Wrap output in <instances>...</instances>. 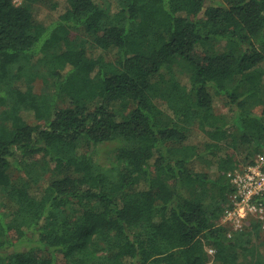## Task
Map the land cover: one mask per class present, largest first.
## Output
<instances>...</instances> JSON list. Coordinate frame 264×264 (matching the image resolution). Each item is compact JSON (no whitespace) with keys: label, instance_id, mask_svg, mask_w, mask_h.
Segmentation results:
<instances>
[{"label":"trees","instance_id":"obj_1","mask_svg":"<svg viewBox=\"0 0 264 264\" xmlns=\"http://www.w3.org/2000/svg\"><path fill=\"white\" fill-rule=\"evenodd\" d=\"M262 93L264 0H0V264H264L221 223Z\"/></svg>","mask_w":264,"mask_h":264},{"label":"built area","instance_id":"obj_2","mask_svg":"<svg viewBox=\"0 0 264 264\" xmlns=\"http://www.w3.org/2000/svg\"><path fill=\"white\" fill-rule=\"evenodd\" d=\"M236 191L232 195L233 206L222 219V224L229 228V235L244 228L251 217L264 219V203L261 196L264 192V151L255 162L236 171L232 177ZM212 253L214 250L209 249Z\"/></svg>","mask_w":264,"mask_h":264},{"label":"rangeland","instance_id":"obj_3","mask_svg":"<svg viewBox=\"0 0 264 264\" xmlns=\"http://www.w3.org/2000/svg\"><path fill=\"white\" fill-rule=\"evenodd\" d=\"M219 1H223V0H219ZM15 2H16V4H21L22 0H15ZM36 5L40 9L38 11V17L41 20L46 21V22H52L53 20L57 19L58 11L53 10L51 4L37 3ZM83 34L84 33L81 32L80 30H72L70 33V36L72 39H75L78 41H85L86 45H88V48H87L88 54L91 55V53L93 52V46H89L90 41ZM63 48H64V44L61 43L58 45V47L56 49H54L52 51L59 52ZM179 69H180V66L178 65L177 66V72H178V75L180 77L187 75V74L179 73V71H180ZM36 71H38V74H37L36 79L34 81V85H35L36 92H38L40 94L43 92V88H44V84H45V82L43 81V79H44L43 76H46L45 65L42 62L38 63L36 65ZM262 99H264V93H262ZM255 100L251 102V104H252L251 107L255 113H260L262 105L258 104ZM216 109L218 112H226L228 110V105L226 104V99L224 96L216 99ZM199 139H201V138H199ZM117 145L118 144L116 142H106V143H102L98 146L100 163H102L105 166H109L113 162V159L115 156V149H116ZM247 152H248L247 148L246 147L243 148L241 151V154H240L241 158H244L245 155L247 154ZM244 167H245V165H242V168H244ZM50 176H51V170L49 169L45 173V177L41 181L43 182V180H44V182H45V180H48L50 178ZM246 224H248V220L245 222V225ZM253 242H254L253 244H255V245H260V247H259L260 251H262L264 253V228L261 229L258 237L253 238ZM31 245L35 246L36 244L33 243ZM29 247L30 246H26L25 248H29ZM208 249H210V247H208ZM212 253H214V252H212ZM241 259H242V257L240 258V260Z\"/></svg>","mask_w":264,"mask_h":264}]
</instances>
